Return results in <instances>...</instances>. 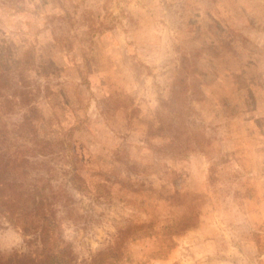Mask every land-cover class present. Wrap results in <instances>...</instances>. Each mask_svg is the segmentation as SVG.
I'll use <instances>...</instances> for the list:
<instances>
[{
  "label": "rangeland",
  "instance_id": "rangeland-1",
  "mask_svg": "<svg viewBox=\"0 0 264 264\" xmlns=\"http://www.w3.org/2000/svg\"><path fill=\"white\" fill-rule=\"evenodd\" d=\"M15 150L47 221L0 207L2 254L264 264V0H0Z\"/></svg>",
  "mask_w": 264,
  "mask_h": 264
},
{
  "label": "trees",
  "instance_id": "trees-1",
  "mask_svg": "<svg viewBox=\"0 0 264 264\" xmlns=\"http://www.w3.org/2000/svg\"><path fill=\"white\" fill-rule=\"evenodd\" d=\"M19 151L15 150L14 152L8 151L7 154H0V174H10L16 169V162L14 160L15 156ZM1 179V177H0ZM12 188H14L15 184L10 183ZM3 188H0L2 192L0 194V207L4 211H8L10 215H14L16 210L21 206L30 207L31 213H35L36 217H40L42 220H46V203H44V198L36 200V196H31V193L22 192L17 193V190L13 194H6L3 191ZM32 208V209H31ZM43 232L45 234L49 231L51 227L47 226L46 222L43 223ZM47 237V236H46ZM41 241L44 242V246H41V250H35L30 252H22V253H14L11 255H6L0 253V264H54L56 262V258L60 256L58 253L62 249L59 246L54 245H46V238L43 236Z\"/></svg>",
  "mask_w": 264,
  "mask_h": 264
}]
</instances>
